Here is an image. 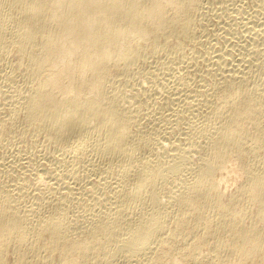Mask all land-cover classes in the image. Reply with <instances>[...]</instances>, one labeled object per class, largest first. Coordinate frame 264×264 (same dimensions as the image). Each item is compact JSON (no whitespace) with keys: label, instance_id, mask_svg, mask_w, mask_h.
Wrapping results in <instances>:
<instances>
[{"label":"bare ground","instance_id":"6f19581e","mask_svg":"<svg viewBox=\"0 0 264 264\" xmlns=\"http://www.w3.org/2000/svg\"><path fill=\"white\" fill-rule=\"evenodd\" d=\"M0 264H264V0H0Z\"/></svg>","mask_w":264,"mask_h":264},{"label":"rangeland","instance_id":"374dc122","mask_svg":"<svg viewBox=\"0 0 264 264\" xmlns=\"http://www.w3.org/2000/svg\"><path fill=\"white\" fill-rule=\"evenodd\" d=\"M248 4L251 5V3H248ZM226 184L224 183L223 189L225 188V190H227V192H229L232 189H234L235 183L229 182L227 185Z\"/></svg>","mask_w":264,"mask_h":264}]
</instances>
